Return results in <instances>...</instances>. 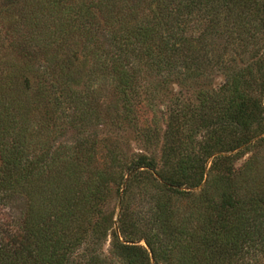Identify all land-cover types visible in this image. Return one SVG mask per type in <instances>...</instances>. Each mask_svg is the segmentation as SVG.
Segmentation results:
<instances>
[{
    "label": "trees",
    "instance_id": "obj_1",
    "mask_svg": "<svg viewBox=\"0 0 264 264\" xmlns=\"http://www.w3.org/2000/svg\"><path fill=\"white\" fill-rule=\"evenodd\" d=\"M226 1L0 0V264H108L98 250L108 236L126 264H159V257L167 264L171 255L180 264H264L260 184L235 181L231 172L213 174V166L207 169L202 158L195 161V168L186 155L174 170L182 181L162 176V186L174 194L197 197L196 223L190 228L184 218L174 225L171 246L162 240L157 246L152 237L130 226L137 222H129L127 213L131 178L142 168L156 172L153 157L137 155L125 163L126 173L112 176L81 163L80 150L28 154L34 133L51 125L49 99H58V87L80 83L84 75L80 53L96 44L98 30L108 32L112 53L94 52L91 60L98 67L92 71L104 75L108 70L128 112L131 87L143 75L142 65L163 75L177 69L180 11L186 15L181 39L190 51L189 41L194 39L186 34L190 18L211 26L217 8ZM246 1L231 0L229 12L238 13ZM82 62L83 66L88 57ZM257 65L264 70V59ZM252 78L245 74L234 78L233 101L227 107L228 124L244 133L253 125V111L262 108L261 93L253 95L249 88L264 91V76L260 82ZM58 158L63 162H55ZM214 158L213 162L218 156ZM112 192L121 205L118 229L114 214L105 208ZM161 212L160 219L172 220L171 208ZM146 218V213L139 214V220ZM176 229L183 243H175ZM142 239L146 248L132 244Z\"/></svg>",
    "mask_w": 264,
    "mask_h": 264
},
{
    "label": "rangeland",
    "instance_id": "obj_2",
    "mask_svg": "<svg viewBox=\"0 0 264 264\" xmlns=\"http://www.w3.org/2000/svg\"><path fill=\"white\" fill-rule=\"evenodd\" d=\"M263 3L264 0L246 1L240 4L238 13L231 14L232 2L227 0L217 8L218 16L211 26H207L206 20L199 21L192 16L186 32L194 36L189 41L190 51L185 46L187 42L182 43L181 27L186 15L180 11V36L175 53L177 69L163 75L142 65L143 75H139L131 87L129 113L125 111L126 101L108 70L104 75L92 71L93 67H98L91 60L94 52L112 53L107 29V33L98 30L96 44L92 43L80 53L78 63L84 68L80 83L58 87V99H49L53 115L49 119L51 125L34 133L28 143V154L38 156L51 152L56 155L64 150H80L81 163L112 176L126 173L125 163L137 155L153 157L156 172L142 168L131 178L127 213L129 222H137L130 226L152 237L157 246L160 240L171 246L174 225L184 222V218L190 228L196 223L197 202L200 204L197 197L192 193L174 194L162 186V176L182 181L174 170L186 155L190 156L195 168L197 160L202 158L206 160L207 169L213 166V174L231 172L235 181L252 182L264 188L262 87L252 85L249 88L253 95L261 93L262 108L253 111V125L248 132L231 127L230 118L226 120L227 107L233 101L234 78L241 74L253 75L252 79L260 82L264 76V70L257 65L259 59H264ZM245 28L250 31L246 32ZM82 56L88 57L83 66ZM55 162L63 160L58 158ZM164 207L173 210L172 220L160 219ZM105 208L114 214V228L118 229L121 205L113 192ZM142 213L147 214L145 221L139 220ZM177 229L175 243H183L181 231ZM110 240L108 236L98 250L102 249L108 264H126L121 250L112 246ZM132 244L147 247L143 239ZM158 259L159 264H166L165 258ZM167 264L180 263L171 255Z\"/></svg>",
    "mask_w": 264,
    "mask_h": 264
}]
</instances>
